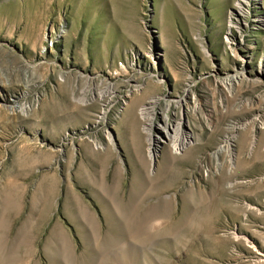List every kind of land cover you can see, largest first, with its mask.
<instances>
[{
  "label": "rangeland",
  "instance_id": "1",
  "mask_svg": "<svg viewBox=\"0 0 264 264\" xmlns=\"http://www.w3.org/2000/svg\"><path fill=\"white\" fill-rule=\"evenodd\" d=\"M247 1L240 36L237 0H0V108L33 84L0 109V264H264V0ZM144 104L194 140L159 145L158 180Z\"/></svg>",
  "mask_w": 264,
  "mask_h": 264
},
{
  "label": "bare ground",
  "instance_id": "2",
  "mask_svg": "<svg viewBox=\"0 0 264 264\" xmlns=\"http://www.w3.org/2000/svg\"><path fill=\"white\" fill-rule=\"evenodd\" d=\"M235 8H236V12L233 15H231V18L228 22V28H227L228 32L227 33L229 35H231V34H235V31H236V32H239L240 36H242L241 32L243 31L242 26L244 24L243 18L246 17V14H247L246 8H249L248 7V1L247 0H237V2L235 3ZM257 20L261 21L260 18H257ZM226 43L229 44L230 43L229 40L226 39ZM6 86H7L8 90L10 91L11 98L7 97V96L3 97V98H4V101H8V102L12 101V105L10 106L11 108H6V107L4 108V106H3V108H0V109H2V111L5 113L7 111L9 112L11 110L12 114L25 111V109L28 107V105H27V100H25L24 98L33 89V87H32L33 84H28V83L27 84L26 83L25 84H23V83L12 84V82L9 81V82H7ZM141 88L142 87L139 85H134V86H131L130 90H129V87H128V89H127L128 92L124 96L129 98L131 90L139 91ZM188 91H189L188 88L185 89L183 92V95L180 96V98L178 100L174 99L173 97H169V96L166 97L165 95H161V96L159 95V96H154L148 102L151 104V102L158 103L159 101H162L164 103L166 109L169 110L171 105L176 106L179 103V101H183V103L186 102V95H187ZM114 92H115V90L111 86L107 87V89L105 91V95L108 97L107 98L108 101H110V97H114ZM20 98L24 99L25 101L20 100ZM134 102H135L134 98L131 101L129 99L128 102L125 100V104L127 106H126L125 113L123 115L125 121L132 122V123L134 122V110H133ZM180 104H182V103H180ZM139 111H140L139 114L141 115V119L144 121L143 122V130L147 136V139H146L147 145H148L147 146V155H148V158L150 160V163H155L158 160V157H160L159 158V161H160L159 162L160 163L159 168L155 172V174H153L150 177V180H155V179L158 180V179H161L167 172V170L165 171L164 165L167 164L169 161H171L170 160L171 159L170 153L168 154L166 151H164L163 153H161L158 156L159 145L161 143L170 142V145L172 146V151L176 154H180L184 151V149H186L187 147L189 148V146L191 145V143L194 140L191 141V133L189 131L183 130V126L187 125V123H186V120H184V117L182 119L181 115H180L181 117L173 124L169 121L170 118H168L167 114L161 113L162 115L160 117L161 118L160 119L161 125H160V124H155L153 122L154 114L156 113V109L153 108V105L152 106L151 105L149 106L148 104L141 105V107L139 108ZM98 114L101 116L100 118H104L105 114H106V110H100ZM181 114H182V112H181ZM154 127H156L157 131L159 132L157 135H155L153 133ZM232 128H234V126H232ZM231 137H233V136H231ZM135 138H137V131H135V136H134L135 142H134V144H135V147H137V150H136L137 155H138L137 158L140 159L141 158V147H140L139 141ZM110 140H111V138H110ZM192 146H194V145H192ZM230 146H231V143L229 142V139H227L226 143L224 145H221L216 150V152L228 150ZM193 150H195V149H193V147L189 148L187 151V154L193 152ZM135 176L137 178L143 177L144 176V170L139 169V172L137 174H135ZM168 185H170L169 182L165 183L164 187L168 186ZM142 187H143L142 184L134 183L132 185V188H133L132 194L134 195L136 193L139 196L142 193L141 191H143ZM151 209L154 210V207L151 206ZM71 210L74 211L75 209L71 208ZM14 256H16V255H14ZM0 259L1 260L7 259L6 256L2 253V249L0 252ZM10 259H11V261L14 260L12 258H10Z\"/></svg>",
  "mask_w": 264,
  "mask_h": 264
},
{
  "label": "crops",
  "instance_id": "3",
  "mask_svg": "<svg viewBox=\"0 0 264 264\" xmlns=\"http://www.w3.org/2000/svg\"><path fill=\"white\" fill-rule=\"evenodd\" d=\"M134 142H135V140H134ZM136 150H137V147H136Z\"/></svg>",
  "mask_w": 264,
  "mask_h": 264
},
{
  "label": "built area",
  "instance_id": "4",
  "mask_svg": "<svg viewBox=\"0 0 264 264\" xmlns=\"http://www.w3.org/2000/svg\"><path fill=\"white\" fill-rule=\"evenodd\" d=\"M138 71V70H137ZM140 72V71H139Z\"/></svg>",
  "mask_w": 264,
  "mask_h": 264
}]
</instances>
